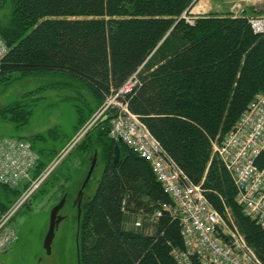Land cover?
Wrapping results in <instances>:
<instances>
[{"label": "trees", "instance_id": "obj_1", "mask_svg": "<svg viewBox=\"0 0 264 264\" xmlns=\"http://www.w3.org/2000/svg\"><path fill=\"white\" fill-rule=\"evenodd\" d=\"M8 1L9 20L0 25L7 47L0 82L14 74H64L101 104L134 76L135 87L123 97L130 113L181 182L199 186L264 264V228L243 214L233 180L213 152L254 96L264 94V33L252 31L249 16L205 14L189 23L196 0L0 3ZM110 117L96 124L100 136L107 138ZM107 140L96 188L81 204L77 264H178L173 251L184 246L170 198L144 160ZM42 165L39 157L35 176ZM20 194L0 185V213ZM137 217L141 227L127 228ZM188 264L203 263L191 257Z\"/></svg>", "mask_w": 264, "mask_h": 264}, {"label": "built area", "instance_id": "obj_2", "mask_svg": "<svg viewBox=\"0 0 264 264\" xmlns=\"http://www.w3.org/2000/svg\"><path fill=\"white\" fill-rule=\"evenodd\" d=\"M248 24L254 33H264V16L248 18ZM6 52L0 37V61ZM136 83L132 76L105 98L97 117L110 113V139L124 144L144 160L170 198L169 211L179 221L184 246L183 251H173L177 263L188 264L195 257L203 264H261L243 237L207 203L200 187L181 182L180 172L165 159L156 140L130 113L123 97ZM111 104L115 105L109 107ZM108 107L113 110L104 115ZM213 152L233 180L237 190L235 201L243 214L264 228V94L254 96L232 129L213 144ZM38 160V154L26 140L0 137V185L21 191L20 197L0 213V254L16 242L14 217L46 177L44 172L34 175ZM259 161L263 163L261 167ZM159 215L155 212L154 218ZM140 226L137 221L133 227Z\"/></svg>", "mask_w": 264, "mask_h": 264}, {"label": "rangeland", "instance_id": "obj_3", "mask_svg": "<svg viewBox=\"0 0 264 264\" xmlns=\"http://www.w3.org/2000/svg\"><path fill=\"white\" fill-rule=\"evenodd\" d=\"M228 5L235 9L232 12L243 11L249 18L264 16V0H229ZM9 11V1L0 3V25L9 20ZM193 17L190 11L186 18L190 21ZM102 103L80 82L64 74H14L9 81L0 82V137L24 138L40 157L43 164L40 173H47L17 211L14 217L17 239L8 251L0 254V264H77L80 215L77 216L73 201L94 154L95 166L83 190L80 212L81 204L93 194L101 175L111 127L110 119L107 138L95 128L103 118L97 117ZM109 107L103 114L113 110ZM64 195L65 203L58 212L62 220L47 254L42 244L49 212ZM137 221L141 223L138 217L129 218L127 228Z\"/></svg>", "mask_w": 264, "mask_h": 264}, {"label": "water", "instance_id": "obj_4", "mask_svg": "<svg viewBox=\"0 0 264 264\" xmlns=\"http://www.w3.org/2000/svg\"><path fill=\"white\" fill-rule=\"evenodd\" d=\"M118 155H119V150L117 147H115L114 149V162H116L118 160ZM95 161H96V154L93 155V157L90 160V164L88 167V170L86 172V175L80 185V187L77 190L76 193V197L73 201V204L76 206L77 208V216L80 215V202L83 196V190L87 184V182L89 181L94 166H95ZM65 203V195L59 200V202L53 206L49 212V219H48V227H47V231L46 234L44 236L43 239V249L45 250V252L47 254L50 253V247H51V243L54 237V232L58 226V224L60 223V221L62 220V217L58 214V212L60 211V209L63 207Z\"/></svg>", "mask_w": 264, "mask_h": 264}, {"label": "crops", "instance_id": "obj_5", "mask_svg": "<svg viewBox=\"0 0 264 264\" xmlns=\"http://www.w3.org/2000/svg\"><path fill=\"white\" fill-rule=\"evenodd\" d=\"M245 1V0H242ZM229 0H196L190 11L193 12L194 16L205 15V14H227L230 13L232 15H240V13H234L232 10H235L233 6H229ZM238 7H241L240 3H237ZM249 7V6H248ZM189 11V12H190Z\"/></svg>", "mask_w": 264, "mask_h": 264}]
</instances>
